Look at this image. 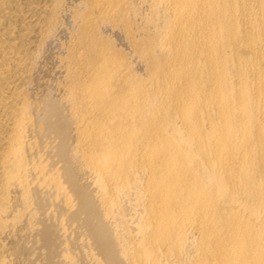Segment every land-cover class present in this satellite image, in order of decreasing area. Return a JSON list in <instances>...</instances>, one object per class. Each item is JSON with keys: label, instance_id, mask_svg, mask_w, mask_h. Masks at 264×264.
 <instances>
[{"label": "bare ground", "instance_id": "6f19581e", "mask_svg": "<svg viewBox=\"0 0 264 264\" xmlns=\"http://www.w3.org/2000/svg\"><path fill=\"white\" fill-rule=\"evenodd\" d=\"M0 264H264V0H0Z\"/></svg>", "mask_w": 264, "mask_h": 264}]
</instances>
